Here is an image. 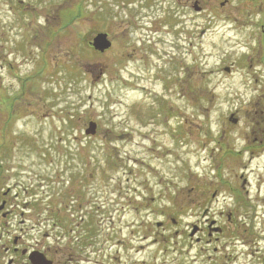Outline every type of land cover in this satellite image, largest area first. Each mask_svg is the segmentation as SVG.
Masks as SVG:
<instances>
[{"label": "rangeland", "instance_id": "374dc122", "mask_svg": "<svg viewBox=\"0 0 264 264\" xmlns=\"http://www.w3.org/2000/svg\"><path fill=\"white\" fill-rule=\"evenodd\" d=\"M10 1L0 0V27L6 30L0 32V97L14 101L1 111L13 117L1 158L14 163L4 178L19 183L15 191L30 185L38 193L33 200L22 190L20 201L32 203L36 220L46 219L42 229L59 235L66 220L94 228L100 248H109L106 264H264V155L255 152L252 159L246 145L253 142L250 126L261 114L255 106L264 93L244 87L253 80L244 68L222 72L224 65L243 67L254 57L264 80L258 24L264 0L223 6V0H202L208 11L202 14L192 8L194 0H175L174 10L171 2L141 9L137 0L128 6V0H24L17 6L18 0L9 14ZM186 4L185 14L179 10L175 17L177 6ZM217 9L222 13L211 17ZM131 13L129 31L139 38L137 31L144 35L154 15L159 27L174 31L159 33L156 46L130 47L136 59L128 66L111 49L94 52L96 29L115 32L112 22ZM45 26L62 38L50 41ZM203 28L209 30L200 36ZM26 31L35 33L30 43L24 42ZM38 53H48L47 59L40 63ZM26 77L34 79L23 91ZM231 112L238 123L230 121L228 128L223 124ZM91 120L98 123L92 137L84 133ZM245 166L255 171V188L261 180L260 196L257 189H242ZM230 201L238 205L233 212L248 214L238 228L248 243L228 258L223 247L214 252L206 236L193 239L190 227L211 203Z\"/></svg>", "mask_w": 264, "mask_h": 264}, {"label": "flooded vegetation", "instance_id": "af4514ba", "mask_svg": "<svg viewBox=\"0 0 264 264\" xmlns=\"http://www.w3.org/2000/svg\"><path fill=\"white\" fill-rule=\"evenodd\" d=\"M136 43H138L136 37H128L129 47H136ZM255 81L257 82V79ZM257 92L264 93V89ZM255 125V132L258 135L256 140L264 142V122L257 121ZM10 171L6 170V173ZM4 172L0 156V264H100L99 259L94 257L99 251L95 250L94 240L88 235L78 234L73 229L60 235L49 233L41 235L40 230L36 229L39 227V221L38 225L29 226L32 214L24 215V212L20 211L27 205L21 206L15 199L17 196H12V185L8 184L6 189L4 188V184L7 183ZM237 207L238 205L234 203L228 208ZM232 214V211L226 214L229 224L225 225L219 221L225 214L222 211L214 213L213 217L206 218L210 223L200 229V233L207 236V243L214 244L215 252L217 248L219 250V246L224 248L227 245V236L232 238V234L234 235L238 228L243 230L244 223L240 221L241 218L238 219ZM222 237L226 239L224 242Z\"/></svg>", "mask_w": 264, "mask_h": 264}]
</instances>
